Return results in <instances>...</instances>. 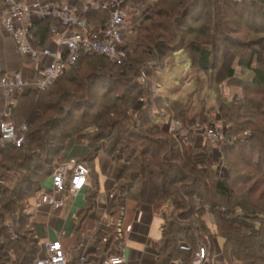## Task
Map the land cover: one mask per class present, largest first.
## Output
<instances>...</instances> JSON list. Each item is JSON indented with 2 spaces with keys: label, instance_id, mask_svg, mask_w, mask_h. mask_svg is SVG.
I'll return each mask as SVG.
<instances>
[{
  "label": "trees",
  "instance_id": "16d2710c",
  "mask_svg": "<svg viewBox=\"0 0 264 264\" xmlns=\"http://www.w3.org/2000/svg\"><path fill=\"white\" fill-rule=\"evenodd\" d=\"M257 1L262 7L257 12L259 20L249 16L242 21L252 23L264 34V0ZM82 2L77 4L80 15L91 24L105 22L107 13L83 12ZM200 2H126L125 6H150V11L142 20L136 41L127 45L133 53L125 63L119 65L106 56L85 53L49 88L20 95L9 107L10 120L21 142L0 146V180L4 181L0 187V264H34L41 256L39 237L30 223L29 200L42 190L56 164L64 161L69 142L89 128L96 135L86 138V150L77 158L79 161L92 171L96 158L104 152L110 160L125 163L106 207L110 225L106 239L96 255L88 256L89 261L99 262L121 253L126 206L132 201L139 207L155 206L164 210L156 264H170L175 260L193 264L201 245L207 247L208 260H212L217 239L223 240V254L229 261L264 264V102L247 99L244 116L247 120L243 122L238 118L242 115L235 117L233 109L221 106L222 112L229 109L222 119L231 128L225 133L228 137L222 146L229 175L220 177L208 153L204 160H198L187 150L180 134L166 133L150 123L146 90L139 80L142 73L149 74L160 66L169 53L184 49L188 28V35L195 33L199 38L204 37L203 33H196L197 29L187 27L188 20L197 19ZM52 26H59V22L43 19L33 24L30 31L44 45L52 37ZM220 35L222 41L230 42L224 34ZM214 41L215 46L218 39ZM208 46L210 43L192 46L195 64L202 72L213 70L220 51ZM262 51L255 49L248 58L238 56L237 59L240 67L252 73L251 87L259 90L264 89ZM29 65L30 60L22 57L24 78L33 77ZM235 76V69H228L226 78ZM99 92L109 101L92 114L87 109L94 108ZM110 92H116L114 99H110ZM173 106L177 111L180 104L173 102ZM79 112H83L81 122L74 127L72 123ZM179 114L183 128L191 137L196 122H190L182 110ZM23 125L27 126L25 132L21 131ZM247 128L250 134L244 137L242 134ZM243 168L252 171L246 173ZM96 194V191L88 194L79 216L86 217L92 210ZM208 219L212 220L214 231Z\"/></svg>",
  "mask_w": 264,
  "mask_h": 264
},
{
  "label": "rangeland",
  "instance_id": "374dc122",
  "mask_svg": "<svg viewBox=\"0 0 264 264\" xmlns=\"http://www.w3.org/2000/svg\"><path fill=\"white\" fill-rule=\"evenodd\" d=\"M58 1L66 2L68 0ZM91 1L93 0H76L77 4L82 2L81 10L83 12L87 3ZM126 7L135 16V27L127 33L128 44H133L137 39L136 34L138 33L142 20L150 11V6H132V4H128ZM260 8L262 7L257 0H201L200 7L196 15L194 14L197 16V19H192V21L188 20L187 27L197 29L196 33H203L204 37L199 38V35H194L195 33L188 35V28L185 31L186 36L182 51L179 50L174 53H169L164 57L162 63L159 64L160 66L150 70L149 74L142 73L139 76V80L146 90L144 92L147 98L146 101H148V109L151 110L149 112L146 110L151 116L150 123L159 126L166 133L180 134L183 142L186 144L187 150L195 154L198 160H204L205 155L208 153L220 177H228L229 175V170L224 161L222 146L226 141V137H228L225 133L231 128V124L225 122L222 119V115L228 113L227 110L233 109L234 114H236L235 117L237 114L242 115L237 117L240 122H243L247 120L244 117L246 115L245 105L247 99L253 98L256 101L264 102V89H253L250 84L253 76L252 73L240 67L237 63L238 56L248 58L251 51L255 49L264 50V38H262L264 34L257 30L252 23L249 22L248 24L246 20L242 21L243 17L245 19L249 16H256L258 18L260 14L257 12ZM220 34H224V36L230 39V42L222 41L223 38ZM215 39H218V42L214 46L213 41ZM205 40H208V42H203ZM198 42L208 44H199ZM209 43L210 46L208 47L212 48V50L217 48L220 51H217V59L215 60L213 70L202 72L195 64L192 46L195 44L209 45ZM132 53L133 51L130 49L127 59ZM231 68H234L236 71V76L233 79L226 78L227 71ZM111 89L114 90V88ZM111 89L109 90L111 91ZM99 93L98 98L93 104L94 108L87 109L92 114L109 101L103 99V92ZM115 94L116 92H113L110 95V99H114ZM173 102L180 104L181 110L184 113L186 112L190 122H196V125L192 127L193 132L191 137L189 131L183 128L179 119L180 107L179 110L175 111L173 109ZM221 106L229 109L222 112ZM238 106H243L244 109L241 110ZM82 113L79 112L75 115V120L72 123L74 127L80 124ZM235 120L238 121L237 118ZM262 120L264 123V118ZM209 126L215 127L220 132L221 138L219 143H212L203 133H197L198 130L206 129ZM245 131L242 134L244 137L250 134L248 128ZM95 135L96 131L93 128H89L87 131L75 136L74 141L78 139L79 142L86 144V138ZM243 169L246 173H251L250 171H252L251 168ZM94 171V179L98 178L99 184L103 188L105 181L98 163H96ZM49 179L45 181L44 185L47 186L50 184ZM3 182V180H0V187L3 186ZM253 182H251V185ZM241 186L244 187V184ZM29 207L33 212V209L36 208L35 198L29 200ZM162 222L159 218L153 220L151 229L152 233L155 234L153 236L154 238L159 236V228ZM208 224L210 229L214 231L211 219H208ZM222 257L226 261V264H233L232 259L229 261L225 258L224 254ZM175 262L182 264L178 260H175ZM204 264H212V260H207Z\"/></svg>",
  "mask_w": 264,
  "mask_h": 264
},
{
  "label": "built area",
  "instance_id": "2783aa9c",
  "mask_svg": "<svg viewBox=\"0 0 264 264\" xmlns=\"http://www.w3.org/2000/svg\"><path fill=\"white\" fill-rule=\"evenodd\" d=\"M133 0H93L85 6L84 12H105L108 14L103 24L93 25L80 15L76 0H2L6 8L3 28L15 44L21 57L30 60L33 77L24 78L21 69L16 74H0V93L9 98L26 91L41 92L49 88L63 73L73 68L85 53L106 56L121 65L127 60V33L135 27V16L128 11L126 2ZM53 19L59 26H52V37L41 45L31 33L30 18ZM53 42V47L50 43ZM14 103L11 102L10 106ZM21 131H27L23 125ZM203 135L212 143H217L221 134L213 126L203 130ZM21 138L10 120V108L0 121V146L18 145ZM91 168L77 158H69L57 163L50 176V184L43 185L36 196V208L48 206L60 210L70 199H75L86 188ZM108 224V228H109ZM132 232V226L122 227V234ZM42 254L34 264H71L61 238L48 239L42 246ZM125 243L120 244L121 253L99 262L89 261L84 255L74 264H126ZM208 260V250L201 245L193 264H204Z\"/></svg>",
  "mask_w": 264,
  "mask_h": 264
},
{
  "label": "crops",
  "instance_id": "0c3cea01",
  "mask_svg": "<svg viewBox=\"0 0 264 264\" xmlns=\"http://www.w3.org/2000/svg\"><path fill=\"white\" fill-rule=\"evenodd\" d=\"M6 14L2 0H0V74H16L21 69L22 57L17 53L15 44L7 36L3 28V17ZM38 17L30 18L31 25L39 22ZM50 46H54L53 42ZM28 91L23 92L26 94ZM21 94V95H23ZM9 98L4 93H0V121L4 112L10 107L11 102H16L17 97ZM84 142L78 139L69 142L63 154L64 161L69 158H79L85 153ZM99 164L102 177L105 181L103 188L99 184V179H94V168ZM125 164L114 162L104 154L100 153L96 158L92 174H90L85 190L75 199H70L67 205L60 210H52L48 206L41 209L34 208L31 226L37 232L41 246L48 239L61 238L71 264L77 263L84 255H96L101 243L106 239L108 233L109 219L106 214V207L111 196V189L121 176ZM92 191H96V198L92 210L86 217L79 216L80 211L86 206V197ZM36 199V197H35ZM164 210L155 206H137L135 202L128 201L123 226L131 225L132 232L124 235V253L127 257L126 264H156L157 247L161 238H154L152 233V222L155 218L164 221ZM163 223V222H162ZM223 240L217 239L213 253L212 264H226L223 259ZM233 260V264H244ZM170 264H177L172 261Z\"/></svg>",
  "mask_w": 264,
  "mask_h": 264
}]
</instances>
